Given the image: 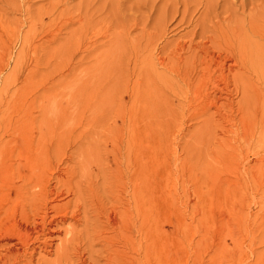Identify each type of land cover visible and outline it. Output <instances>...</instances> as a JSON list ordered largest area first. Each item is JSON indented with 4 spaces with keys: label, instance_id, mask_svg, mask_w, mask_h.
Returning a JSON list of instances; mask_svg holds the SVG:
<instances>
[{
    "label": "bare ground",
    "instance_id": "bare-ground-1",
    "mask_svg": "<svg viewBox=\"0 0 264 264\" xmlns=\"http://www.w3.org/2000/svg\"><path fill=\"white\" fill-rule=\"evenodd\" d=\"M83 1L80 0L81 11L77 10V17L75 12L70 13H75L77 20L74 17L72 19L71 15V19L67 17L64 23L65 28L74 23L76 25V22L79 26L69 28L67 37L62 42H57L58 34L44 36L38 43H34L29 34L22 37L20 60H17L15 67L24 63L21 57L31 48L46 49L48 54H62L76 44L75 51L79 48L86 57L90 51L97 50L100 41L90 43V39H86L87 28L90 27V30L94 21L89 19L93 23H86L87 15L83 11L89 6L83 10ZM260 1L259 13L249 14L247 22H235V25L213 32V37L216 38L212 43L214 51L209 53L202 47L204 55L196 58L199 67L184 65L185 68L174 75L176 80L182 79L187 92L203 82L215 80L208 91V86L199 90L205 91L201 104L204 113L215 110L216 118L200 117L195 131L197 136L210 137L213 134L211 124L219 129V134H213L216 144L213 151L217 152V162L212 169L211 166L208 168L204 180L211 193L220 189L222 184L231 182L232 174L237 181L248 177L257 180L264 173V81L261 88L257 89L255 77L252 76L260 70L264 74V0ZM210 2L205 10L212 9L214 4ZM182 6L187 16L190 7L186 3ZM170 8L164 10L163 18H166L167 13H170L171 18L170 15L167 17L171 20L179 15L178 7L168 12ZM93 11L88 16L94 19L92 16L96 13L93 15ZM206 15L207 13L204 16ZM204 16L201 15L199 20L204 22ZM85 24L90 26L86 27ZM0 29H4L2 22ZM202 39L205 41L206 37ZM201 43L205 45L209 41ZM1 44L0 34V46ZM177 48V51L183 50V47ZM190 48L191 45L188 46ZM177 51L172 54L175 61L171 59L168 65L163 60L159 66L164 65V70H177L176 63L182 62L176 59L180 56ZM104 59L98 57L95 60L99 66L106 67L111 61ZM75 62L70 58L67 64L73 74L68 83L70 98L73 100L84 96L79 88L82 79L77 72L81 62ZM70 72L69 75H72ZM143 73L139 82L136 81L140 90H135L134 84L131 97L138 101L146 96L148 109L155 110V120L160 119L159 124L167 131L169 123L178 116L174 107L179 109L180 106L171 104L169 107L167 102H159L162 96L158 89L153 88L152 75L147 70ZM190 80L197 84L190 87ZM233 96L237 99L236 102L231 99ZM76 102L79 106L83 104V101ZM134 105L132 101V106ZM71 106L72 112L77 113L76 105ZM189 110L188 105L182 107V112L187 111L188 116ZM129 117V123L134 128L130 126L125 130L124 127L125 131L120 133L115 127L118 134L115 133L116 130L111 132L107 128L109 132L107 130V133L101 135L104 138L101 142L98 132L97 135L82 134L69 147L68 141L73 137L68 132L51 135L52 141L49 144L36 143L28 133L20 134L21 136L11 134L4 144L0 142V181L4 179V184L1 183L4 185V192L0 191V216L4 217V224L1 223L4 227L0 226V264H181L179 255L182 248L172 227V220L178 222L177 200L173 198L169 201L170 198H166L162 211L157 209L155 203V195L160 191L157 187H161L157 184H163V180L161 177H156L155 183L152 180L150 164L161 154L157 149L152 154L151 146L155 144L151 143V139L160 142L161 138L157 135L151 137L152 134L144 128H136L141 122L148 125L139 118L136 107ZM185 119L182 117L181 121L186 123ZM249 153L254 164L251 167H246V164L240 166ZM240 183L241 181L237 185ZM262 213L264 215V206ZM207 215L210 216L208 213ZM207 229L209 227L205 226V236H208ZM219 243L211 244L210 248L216 250ZM261 244L264 245V239ZM233 245L234 258L240 259L242 255L239 254V242L234 240Z\"/></svg>",
    "mask_w": 264,
    "mask_h": 264
},
{
    "label": "rangeland",
    "instance_id": "rangeland-1",
    "mask_svg": "<svg viewBox=\"0 0 264 264\" xmlns=\"http://www.w3.org/2000/svg\"><path fill=\"white\" fill-rule=\"evenodd\" d=\"M84 1L83 10L89 7L83 12L87 16L92 15L94 9L93 15L96 13L92 16L94 19L86 16V23L91 24L94 21L91 32L88 27L90 25L85 24V26L88 27L87 31L89 30L86 31V39H90V43L95 40L100 41L97 44L99 45L97 50L90 51L86 57L79 48L75 51L76 44L62 54H48L46 49L31 48L21 57L24 63L20 67H15L17 60H20L21 38L26 34L32 36L34 43H38L44 36L55 34H58L57 42H62L67 37L69 28L75 29L79 26L76 22V25L74 23L72 27L65 28L64 23L67 17L71 19L72 11L76 13H74L76 17L78 16L77 12L81 11L80 0H0V22L4 24V29H0L2 43L0 46L1 144H4L11 134L21 136L20 134L27 133L33 136L36 143L49 144L52 141L51 135L68 132L73 137L68 141L69 147L74 144L73 142H77L82 134L100 133L101 137L103 133H107V130L109 132L107 128H110L111 132L118 128L117 130L121 133L130 126L134 128L132 123H129V115L136 107L139 118L148 123L146 125L141 122L136 128H144L152 134L151 137L157 135L161 138L160 142L151 139V143L155 144L151 146L152 154L156 152L155 149L161 154L150 164L152 180L153 183L156 177H161L163 180V184H157L161 187H157L160 191H157L155 195V203L157 209L162 211L165 208L166 198H170L169 201L173 198L177 200L178 222L175 223L172 220V227L182 248V253L179 255L181 264H264V245L261 244L264 239V215H262L264 173L257 180L248 177L239 178L237 181L232 174L231 182L222 184V187L213 193L210 192L204 180L207 177L208 168L211 166L212 169L217 162V152L213 151L216 144L213 139L215 140V134H219V129H215L211 124L214 136L212 134L210 137L197 136L195 131L198 128L197 123L201 120L200 117L216 118L215 110L204 113L201 104L205 91L199 90L201 87L208 86V91L215 80L213 79L210 83L203 82L187 92L182 79L176 80L174 77L185 68L184 65L199 67L196 58L202 57V47H205L204 49L209 53L214 51L212 43L216 38L213 37V32L219 28L226 29L235 25V22H247L249 14L259 13L258 5L261 1ZM210 1L214 4L212 9L205 10V6ZM184 3L190 7L187 16L183 12ZM171 6H174L173 9L179 8V15L171 20L170 13H167L170 18L167 15L163 18L164 10ZM173 9L170 8L168 12ZM96 10L98 13L95 12ZM47 12L50 14L47 15ZM205 13H207L206 16H204ZM74 14L72 19L77 20ZM201 15L205 18L204 22L199 20ZM203 37H206L205 41L209 43L205 45L201 43L205 42ZM189 45H191L190 49H188ZM176 46L183 47V50L177 51ZM174 49L180 54L176 59L182 62L176 63L177 70L171 68L164 70V65H162L163 68L159 65L163 60L164 64L169 65V61L174 59L172 55L175 52H173ZM98 57L100 59L104 57V60L111 62L106 67L99 66L95 60ZM70 58H73L75 63L79 60L81 62L77 72L82 79L79 82H82L79 88L84 93L83 97H76L74 100L70 98L68 87L70 76L71 78L73 76L67 66ZM146 70L150 76L152 75L153 85H157L153 88L158 89L162 96L158 101L167 102L169 107L171 104L180 106L179 109L174 107L178 116L175 121L169 123L170 128L167 131L159 124L160 119L155 120V110L148 109L146 96H142L143 99L138 101L131 97L134 84L135 90L137 88L140 90V85L136 84V81L139 82ZM69 72L72 75H69ZM252 76L255 77L257 89L261 88L264 81L263 72L260 70ZM190 83V87L197 84L192 80ZM231 99L234 102L237 100L235 96ZM76 101H83L82 106H79ZM72 104L76 105L77 113L72 112ZM185 105L190 107V116L187 111L182 112V107ZM192 115L194 118L191 119ZM182 117L186 118V123L181 121ZM98 118L104 122L98 121ZM117 130L115 133L118 134ZM103 139L102 136L100 142ZM247 155L240 166L246 164V167H251L254 164L252 155L250 153ZM2 180L4 179L0 181V191L4 192ZM239 181L241 183L237 185ZM3 219L1 215L0 226L4 224ZM205 226L209 227L208 236H205ZM234 240L239 242L241 251L239 254L242 255L240 259L234 258L232 251ZM218 242L220 243L217 249L213 251L210 245H216Z\"/></svg>",
    "mask_w": 264,
    "mask_h": 264
}]
</instances>
